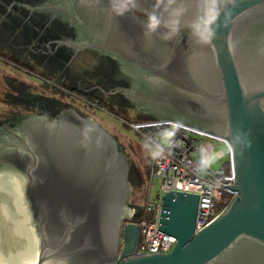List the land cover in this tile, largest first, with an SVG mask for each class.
Instances as JSON below:
<instances>
[{
  "label": "water",
  "instance_id": "95a60500",
  "mask_svg": "<svg viewBox=\"0 0 264 264\" xmlns=\"http://www.w3.org/2000/svg\"><path fill=\"white\" fill-rule=\"evenodd\" d=\"M64 1L87 39L77 50L97 48L138 73L128 93L137 108L226 140L234 184L223 186L235 194L195 233L198 195L164 192L157 230L175 244L140 253L115 138L73 109L23 117L0 153V179L30 244L27 264H264V0H135L120 16L111 0ZM173 8L182 12L172 38L146 33V13L167 19ZM194 26L211 39L199 42Z\"/></svg>",
  "mask_w": 264,
  "mask_h": 264
},
{
  "label": "flooded vegetation",
  "instance_id": "af4514ba",
  "mask_svg": "<svg viewBox=\"0 0 264 264\" xmlns=\"http://www.w3.org/2000/svg\"><path fill=\"white\" fill-rule=\"evenodd\" d=\"M63 8L71 10L64 0H0V62L16 72L0 66V153L9 149L4 144L18 134L26 116L48 112L57 117L73 109L114 138L108 128L77 105L98 109L103 102L104 108L127 116L136 113L139 121L156 118V114L137 108L139 103L128 94L137 84V72L97 48L77 50L74 45L87 40L85 32L71 23ZM21 71L31 81L17 74Z\"/></svg>",
  "mask_w": 264,
  "mask_h": 264
},
{
  "label": "built area",
  "instance_id": "2783aa9c",
  "mask_svg": "<svg viewBox=\"0 0 264 264\" xmlns=\"http://www.w3.org/2000/svg\"><path fill=\"white\" fill-rule=\"evenodd\" d=\"M131 127L140 132L150 145V177L159 178L161 184L157 201L150 203L146 198L138 218H134L136 212L132 207L128 221L140 228L138 252L165 254L176 240L157 230L162 194L173 190L198 195L194 222V232L197 233L217 217L235 194L223 186L234 184L231 153L226 140L179 123L146 120L133 122ZM212 140L223 144L226 152L216 150L212 153ZM225 156L226 160L218 167H211L214 158Z\"/></svg>",
  "mask_w": 264,
  "mask_h": 264
},
{
  "label": "rangeland",
  "instance_id": "374dc122",
  "mask_svg": "<svg viewBox=\"0 0 264 264\" xmlns=\"http://www.w3.org/2000/svg\"><path fill=\"white\" fill-rule=\"evenodd\" d=\"M0 66L4 68L6 71H10L12 73L14 70L10 67V65L3 64L0 62ZM24 80H30L24 72L18 73ZM40 76V74H38ZM39 84V83H38ZM76 104V103H75ZM77 105V107L81 108L88 114L89 116L95 117L98 121H100L108 130L116 137L115 140L119 144V146L125 151L127 155V161L130 164V186H131V195H130V207H139L142 209V205L147 198L150 203H155L157 201V194L159 192V187L161 181L159 178L150 177V167L152 160V153L150 145L146 142V139L143 135L134 130L131 127V123L139 121V119L133 114L130 113V116L124 115L119 112L117 109L112 108H104L100 106V108L96 109L95 107H82ZM167 137V135H166ZM205 140V138H203ZM212 153L216 150H221L224 153L226 152V148L223 144L212 140ZM226 160V156L222 159H213L211 162V167L216 168L221 163ZM143 178L140 183L137 182L138 179ZM139 184V185H138ZM150 213H148V219L150 218Z\"/></svg>",
  "mask_w": 264,
  "mask_h": 264
},
{
  "label": "bare ground",
  "instance_id": "6f19581e",
  "mask_svg": "<svg viewBox=\"0 0 264 264\" xmlns=\"http://www.w3.org/2000/svg\"><path fill=\"white\" fill-rule=\"evenodd\" d=\"M30 252L9 212L0 179V264H27Z\"/></svg>",
  "mask_w": 264,
  "mask_h": 264
},
{
  "label": "clouds",
  "instance_id": "9594fccd",
  "mask_svg": "<svg viewBox=\"0 0 264 264\" xmlns=\"http://www.w3.org/2000/svg\"><path fill=\"white\" fill-rule=\"evenodd\" d=\"M135 0H111V9L116 16H120L129 11L130 6H134ZM182 9L173 8L168 15L167 19L158 15L156 12L146 13L144 28L146 33L156 32L158 29H163L161 32L162 39H170L176 31L178 24V17ZM193 34L199 42H204L211 39L210 30H201L199 26L193 27Z\"/></svg>",
  "mask_w": 264,
  "mask_h": 264
},
{
  "label": "trees",
  "instance_id": "16d2710c",
  "mask_svg": "<svg viewBox=\"0 0 264 264\" xmlns=\"http://www.w3.org/2000/svg\"><path fill=\"white\" fill-rule=\"evenodd\" d=\"M101 104H102V106L104 107V106H106L103 102H101ZM108 107V106H107ZM143 120H151L150 118H144ZM142 179L143 178H140L139 180V183L142 181ZM139 185V184H138ZM134 207V209H135V217L134 218H138L140 215H141V210H140V208L139 207H136V205H133Z\"/></svg>",
  "mask_w": 264,
  "mask_h": 264
}]
</instances>
